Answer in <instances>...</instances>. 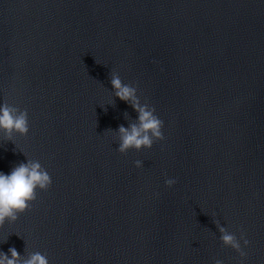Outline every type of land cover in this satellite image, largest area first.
I'll list each match as a JSON object with an SVG mask.
<instances>
[{
	"label": "water",
	"instance_id": "water-1",
	"mask_svg": "<svg viewBox=\"0 0 264 264\" xmlns=\"http://www.w3.org/2000/svg\"><path fill=\"white\" fill-rule=\"evenodd\" d=\"M114 75L163 121L151 148L117 151L137 112ZM0 102L28 120L0 138V171L33 160L51 178L0 252L264 264V0H0Z\"/></svg>",
	"mask_w": 264,
	"mask_h": 264
},
{
	"label": "clouds",
	"instance_id": "clouds-1",
	"mask_svg": "<svg viewBox=\"0 0 264 264\" xmlns=\"http://www.w3.org/2000/svg\"><path fill=\"white\" fill-rule=\"evenodd\" d=\"M111 84L115 89V96L123 101L131 102L133 109L137 112L136 123L130 124L127 128L118 126L119 146L118 152H126L133 148H151L154 140L163 139V121L155 114V109L147 104H140L136 97V89L122 84L118 76H113ZM28 132L27 112L16 107L0 102V138L11 139L13 133L21 136ZM134 166L141 167V161H134ZM175 178H168L164 181L166 186H172ZM51 184V178L47 170L38 161L29 160L11 167L5 173L0 171V226L5 221H15L18 214L23 213L36 197L37 190H46ZM220 240L228 247L235 250L240 257L245 253L241 249V241L246 246L248 240L241 233L240 238L226 232L223 228ZM0 264H49L46 255L40 252L32 253L28 259L19 260L15 248L8 249V255L0 252ZM214 264H223L219 259Z\"/></svg>",
	"mask_w": 264,
	"mask_h": 264
}]
</instances>
